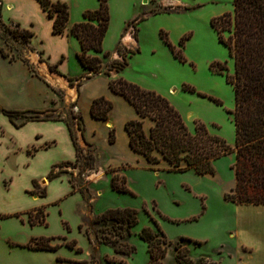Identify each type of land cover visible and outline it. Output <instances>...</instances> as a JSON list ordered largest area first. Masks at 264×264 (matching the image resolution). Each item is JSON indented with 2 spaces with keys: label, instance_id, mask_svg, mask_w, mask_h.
I'll use <instances>...</instances> for the list:
<instances>
[{
  "label": "rangeland",
  "instance_id": "obj_1",
  "mask_svg": "<svg viewBox=\"0 0 264 264\" xmlns=\"http://www.w3.org/2000/svg\"><path fill=\"white\" fill-rule=\"evenodd\" d=\"M0 1V53L3 50L10 60L24 59L31 48L52 70L73 79L71 86L78 87L76 79L88 71L78 59L79 41L68 27L63 34L54 33V19L38 0ZM53 1L69 5L70 25L82 22L86 11L99 7V0ZM233 4L234 0H109L110 26L103 49L111 56L102 59V71L127 57L129 65L121 77L165 97L190 132L195 133L196 124L202 123L210 134L233 148L235 94L228 76L234 74L235 61L229 47L220 40L221 36L228 39L229 33L220 32L214 25L216 19L233 13ZM20 29L33 35L25 40L19 35ZM130 32L137 41L133 49L122 45ZM171 46L181 48L184 58L177 57ZM30 67L36 71L33 64ZM20 68L15 66L11 71L2 67L6 84L10 83L8 78L11 82L22 79ZM21 82L25 86V81ZM22 104L8 101L0 109V264H150L148 243L140 237L145 228L162 230L172 242L161 259L163 264H178L179 244L195 264L202 259L216 264L235 263L238 239L231 233L236 231L238 212L236 204L225 199L235 186L233 150L215 161V174L206 175L193 169L172 171L166 162L151 164L146 158L128 160L125 126L140 117L123 124L124 113L118 115L108 133L110 140L114 130L111 147L104 143V132L97 135L95 142L106 152L108 161L99 160L91 169L85 161L75 163V150L64 128L50 122L14 127L3 110L27 106ZM78 114L71 102L66 114L50 115H60L76 124L78 118L73 116ZM17 119L23 122L26 116ZM144 127H151L148 118L144 119ZM78 136L85 154H94L96 148L83 141L80 131ZM64 162H72L64 166L67 172L48 180L51 168ZM114 178L128 192L115 190ZM35 183L39 190L45 189V196L36 193ZM123 208L136 210L138 223L125 227L124 236L114 245L105 239L117 237L113 223L94 224V220L108 210ZM38 209H42L46 223L32 225L29 213ZM33 238L51 239L50 245L56 249H30L27 245ZM121 245L134 246L135 251L116 252Z\"/></svg>",
  "mask_w": 264,
  "mask_h": 264
},
{
  "label": "trees",
  "instance_id": "obj_2",
  "mask_svg": "<svg viewBox=\"0 0 264 264\" xmlns=\"http://www.w3.org/2000/svg\"><path fill=\"white\" fill-rule=\"evenodd\" d=\"M42 8L54 19L53 31L56 34L65 33L70 19L69 5L62 1L38 0ZM232 14H226L215 20L214 25L220 32L227 31L228 39L221 36L220 40L229 47L230 56L235 61V71L228 76V81L234 87L235 109L233 111L236 140L232 148L220 137L210 134L202 123L196 124L195 133L190 132L183 117L178 110L163 96L155 91L146 90L127 81L123 77L113 78L112 71L120 73L128 67L127 57L122 61L112 63L108 71H102V59L110 57L103 49V43L110 26L109 0H99L96 10L86 11L84 20L71 27V33L81 44L78 59L84 68L88 70L83 78H90L96 73H105L111 77L110 88L123 95L135 108L140 119H134L126 124V130L130 137L131 148L142 154L151 164L166 162L168 169L172 171L195 170L199 175L215 174V161L233 150L236 160L233 166L235 171V186L225 199L238 204H264V0H234ZM2 4H0L1 8ZM19 35L29 40L33 35L27 30L20 29ZM183 46V41H181ZM176 56L183 59L182 49L176 50L171 46ZM126 50V49H125ZM121 52V49H118ZM138 51V50H137ZM5 57L8 54L1 50ZM135 51L129 50V53ZM94 53V54H93ZM14 60V57L12 58ZM27 61V59H24ZM73 85V79L69 80ZM113 103L104 96L95 99L92 103V115L97 119L108 120ZM56 109L43 111L3 110L9 119L17 126L15 120L26 116L21 122L24 125L29 121H65L74 146L77 158L75 163L84 162L85 166L94 168L98 161L96 153L85 154L80 144L78 131L85 140L84 123L81 114L73 116L78 118L76 124L59 116H51ZM151 121V127L146 130L144 119ZM111 142L115 141L114 130L110 134ZM88 146L92 144L85 140ZM72 165V162H64L54 165L48 176L53 180L67 172L64 166ZM59 168V171L56 169ZM74 189L76 184L72 182ZM113 188L119 192H128V188L119 187L115 178ZM36 193L45 196V189ZM81 191H83L81 189ZM36 213V215H34ZM32 225L45 224L46 219L42 209L29 213ZM43 215V218H40ZM113 223L116 238H105L109 243L116 245L119 238L123 237L125 227L132 228L138 223L137 212L131 208L112 209L97 216L95 223ZM140 237L148 243L151 257L150 264H163L162 258L168 253L169 241L162 230L155 232L151 228H145ZM51 239L33 238L28 247L33 250H54L50 245ZM75 244V243H73ZM178 264H195L188 251L177 245ZM134 246H117L116 252L131 254ZM200 264H216L211 261L201 260Z\"/></svg>",
  "mask_w": 264,
  "mask_h": 264
},
{
  "label": "crops",
  "instance_id": "obj_3",
  "mask_svg": "<svg viewBox=\"0 0 264 264\" xmlns=\"http://www.w3.org/2000/svg\"><path fill=\"white\" fill-rule=\"evenodd\" d=\"M0 4H2L1 1ZM73 25L74 24L70 25L68 22V32L70 34H72L71 27ZM122 45L128 49H133L137 46V41L131 33H128L127 37H125V42ZM79 51H81V44ZM24 59H27V61ZM24 59L18 58L10 60L8 57L2 56L0 53V109L5 108L6 102L8 101H17L24 103L22 105H27L20 106L22 108L18 110L21 111L28 109L34 111L56 109L55 112L66 114L68 105L73 102L75 103L76 111L83 115L85 121V140L96 148L95 152L98 157V162L99 160L103 161L104 159L108 161L106 159V152L95 142L97 141V135L104 132V143L111 147L113 143L110 142L108 133L110 129L116 125L118 115L126 113V115L121 117L123 124L131 118H139L136 108L123 95L114 92L110 88L111 77L105 73H96L90 78H85L80 86H71L70 81L66 77L59 74L57 71L52 70L46 62L40 60L39 55L36 52H33L31 48H28V51L24 55ZM30 63L34 65L36 71L31 69ZM15 66L21 67L20 69L23 71L21 80H23V82L25 81V86L21 85L22 82L20 79V81L18 80L19 82H11L10 78H8L7 80H9L10 83H5L1 74L2 67H5V69H11L12 71ZM84 69L87 70L86 68ZM122 71L116 74L113 73L112 77H121ZM101 96H105L114 102V108L109 112L110 117L108 120L97 119L92 115V103L94 99ZM117 110L118 113H116ZM9 121L16 128H21L25 125L18 126L21 124L19 119L15 120V123L18 124L17 126L10 119ZM29 122H50L60 126L62 129L64 128L66 133L69 134L70 140L73 144L76 160V148L65 121L32 120ZM125 133L127 141L125 150L128 152L127 159H144L145 157L142 154L131 148L130 137L126 130V126ZM85 140L83 139V141ZM47 182L48 180L44 181L43 184H46ZM234 204L237 206L238 220L236 231L235 233H231V235H235L238 241L235 254L236 261L233 264H264V204ZM242 250L247 252L248 255L243 254Z\"/></svg>",
  "mask_w": 264,
  "mask_h": 264
},
{
  "label": "built area",
  "instance_id": "obj_4",
  "mask_svg": "<svg viewBox=\"0 0 264 264\" xmlns=\"http://www.w3.org/2000/svg\"><path fill=\"white\" fill-rule=\"evenodd\" d=\"M131 33V35L133 36V32H130Z\"/></svg>",
  "mask_w": 264,
  "mask_h": 264
}]
</instances>
